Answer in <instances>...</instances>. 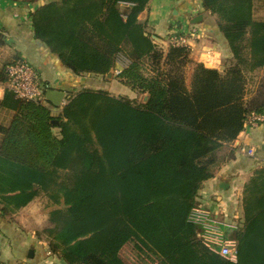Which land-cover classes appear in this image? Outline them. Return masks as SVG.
I'll return each mask as SVG.
<instances>
[{
	"label": "trees",
	"instance_id": "obj_1",
	"mask_svg": "<svg viewBox=\"0 0 264 264\" xmlns=\"http://www.w3.org/2000/svg\"><path fill=\"white\" fill-rule=\"evenodd\" d=\"M9 1L34 6V39L80 78L107 76L125 55L119 78L143 100L82 88L57 110L7 88L0 216L46 198L51 210L36 234L66 264H127L119 253L134 237L158 264H264V166L243 190L237 262L206 248L188 220L214 153L238 138L250 114L264 113V19L255 18V0H201L232 53L224 73L195 63L186 47L157 42L139 20L151 0ZM22 59L0 66V84Z\"/></svg>",
	"mask_w": 264,
	"mask_h": 264
},
{
	"label": "crops",
	"instance_id": "obj_2",
	"mask_svg": "<svg viewBox=\"0 0 264 264\" xmlns=\"http://www.w3.org/2000/svg\"><path fill=\"white\" fill-rule=\"evenodd\" d=\"M33 10L34 6L23 2L0 0V31L4 32L5 39L4 44H0V66L23 58L37 70L40 82L47 83L50 88L66 92L80 87L84 84L82 78L65 67L42 42L34 39L30 20ZM199 15L203 20L196 26L202 37L191 57L196 63L224 73L232 64V53L218 32V26L209 21L201 0H151L139 20L147 25L148 32L161 40L164 48H168L164 40L173 27L180 26L183 21L191 24ZM114 68L110 72L112 76ZM7 88V83L0 84V101ZM147 99L148 96L145 101ZM250 150L252 155L248 153ZM214 156L216 163L206 170L209 178L198 197L223 219L243 216L245 184L256 169L264 166V124L245 128L233 143L218 149ZM34 203L20 210V216L17 213L12 220L0 216V264H66L50 252L48 243L40 239L36 231H28L29 226L25 227L26 224L19 220Z\"/></svg>",
	"mask_w": 264,
	"mask_h": 264
},
{
	"label": "built area",
	"instance_id": "obj_3",
	"mask_svg": "<svg viewBox=\"0 0 264 264\" xmlns=\"http://www.w3.org/2000/svg\"><path fill=\"white\" fill-rule=\"evenodd\" d=\"M201 37V30L196 25L183 21L180 26L175 25L173 27L172 32L164 42L167 47H186L192 52ZM118 58L120 56L117 57L114 68V73L117 76L121 75L130 63L125 59L124 64L120 66L121 68H118ZM7 73L9 76L8 88L14 92L16 98L33 102L45 100L37 71L27 60L22 59L9 65ZM262 124H264V113H252L245 121V128H254ZM248 153L252 155L253 151L250 150ZM188 220L197 228L198 238L206 248L227 260L237 262L238 241L236 233L244 225V215L223 219L198 197Z\"/></svg>",
	"mask_w": 264,
	"mask_h": 264
},
{
	"label": "rangeland",
	"instance_id": "obj_4",
	"mask_svg": "<svg viewBox=\"0 0 264 264\" xmlns=\"http://www.w3.org/2000/svg\"><path fill=\"white\" fill-rule=\"evenodd\" d=\"M124 7L125 6H122L121 9L124 10ZM207 15L209 16V21H211V24L216 25L219 28L220 23H221L219 18L215 15H211L209 12H207ZM255 18L257 20L264 19V0H255ZM119 56L120 58H118L117 64L119 66L118 68H121L120 66L124 64L126 57L123 54H120ZM193 67L194 65H189L188 68L186 69V76H187L188 84H190L191 82V75H192ZM260 74H261L260 72L256 73L255 76H258ZM82 80L84 81L83 85H81L80 87L76 89H73L72 91L67 92L66 99L64 101L65 104L67 102V98L70 95L76 93L82 88L104 90V91L109 92L113 96L127 97L131 99H136L137 101L143 100L142 95H137V93L134 92L129 86H127L121 80V78H119V76L115 75V73H113V76L109 78L106 76L100 77V76H95V75H86L82 78ZM99 88H102V89H99ZM46 203H47L46 198L41 197L40 199L35 201L32 208L28 212L21 215L22 217L19 218V220L22 221L23 225L24 223L26 224L25 227H27V225L29 226L28 231L37 232L46 225L48 213L51 210V208L48 209L47 207H45ZM17 213H16L17 216H20V212H17ZM11 219H14V217H12ZM119 255L127 264H158L159 262V258L155 254H153L145 246V244L137 237L132 238L123 247Z\"/></svg>",
	"mask_w": 264,
	"mask_h": 264
},
{
	"label": "water",
	"instance_id": "obj_5",
	"mask_svg": "<svg viewBox=\"0 0 264 264\" xmlns=\"http://www.w3.org/2000/svg\"><path fill=\"white\" fill-rule=\"evenodd\" d=\"M202 20H203V16L199 15L195 19H193L191 24L196 25L200 23ZM153 38L156 41H159V43H161V40L158 37L153 36ZM111 76H112V73H109L108 77H111ZM44 95H45V100L50 102L57 110H61L63 106L65 105L64 101L66 99L67 93L63 90L48 88L45 90ZM30 256H32V251L30 252Z\"/></svg>",
	"mask_w": 264,
	"mask_h": 264
}]
</instances>
